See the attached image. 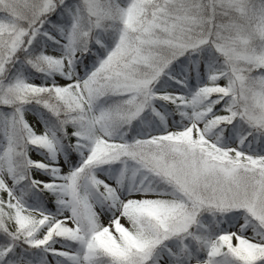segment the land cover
<instances>
[{
    "label": "snow or ice",
    "instance_id": "obj_1",
    "mask_svg": "<svg viewBox=\"0 0 264 264\" xmlns=\"http://www.w3.org/2000/svg\"><path fill=\"white\" fill-rule=\"evenodd\" d=\"M0 264H264V0H0Z\"/></svg>",
    "mask_w": 264,
    "mask_h": 264
}]
</instances>
